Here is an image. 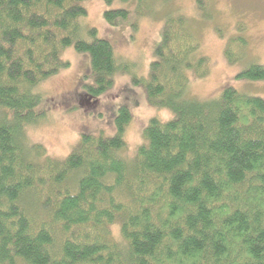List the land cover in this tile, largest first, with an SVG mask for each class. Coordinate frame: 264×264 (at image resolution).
<instances>
[{"label":"trees","instance_id":"16d2710c","mask_svg":"<svg viewBox=\"0 0 264 264\" xmlns=\"http://www.w3.org/2000/svg\"><path fill=\"white\" fill-rule=\"evenodd\" d=\"M85 1L0 0V264H264V99L229 86L186 98L189 76L211 68L179 9L164 10L147 78L131 79L109 40L82 27ZM134 3L141 17L149 13L147 0ZM128 15L110 9L103 18L114 27ZM225 45L231 66L248 48L239 33ZM69 47L87 55L92 75L81 101L91 104L127 74L148 104L172 112L148 122L132 160L122 154L131 120L124 104L115 135L83 133L62 160L27 139L47 114L35 89L69 68L61 58ZM235 78L264 81V66Z\"/></svg>","mask_w":264,"mask_h":264},{"label":"rangeland","instance_id":"374dc122","mask_svg":"<svg viewBox=\"0 0 264 264\" xmlns=\"http://www.w3.org/2000/svg\"><path fill=\"white\" fill-rule=\"evenodd\" d=\"M130 1L112 0L110 7H106L102 0L83 2L86 17L82 20V27L95 29L99 39L109 40L118 61L130 65L131 79L132 75L143 80L147 78L153 53L162 40L164 10L179 9L192 19L191 25L200 47L198 56L206 57L211 68L204 78L189 76L186 98L202 101L218 96L224 86H229L245 96L264 99V81L235 78L250 64L264 66V0H204L208 18L200 16L196 0H147L149 13L143 17L139 15L142 7L134 3L135 0ZM121 8L128 10L129 17L109 27L103 13ZM134 19L136 26L131 28ZM238 33L246 38L248 48L244 58L231 66L224 56L225 44ZM61 58L69 68L59 70L35 89L42 97L40 107L45 108L47 114L38 125L27 129L29 142L41 144L48 157L60 160L67 157L83 133L103 138L115 135L114 118L118 104L130 108L131 120L126 126V147L122 153L127 160H132L143 143L141 134L151 119L167 122L173 118L170 110H156L148 104L142 86H134L127 74L115 75L113 87L91 104L81 101L79 95L85 91L84 86H90L92 82L88 57L69 47Z\"/></svg>","mask_w":264,"mask_h":264}]
</instances>
